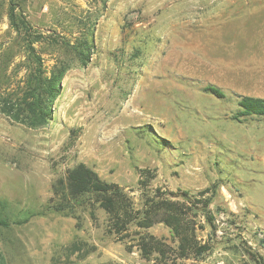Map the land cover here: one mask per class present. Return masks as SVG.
Instances as JSON below:
<instances>
[{"label": "rangeland", "instance_id": "rangeland-1", "mask_svg": "<svg viewBox=\"0 0 264 264\" xmlns=\"http://www.w3.org/2000/svg\"><path fill=\"white\" fill-rule=\"evenodd\" d=\"M10 6L27 31L10 26ZM38 36L47 75L68 69L46 125L0 110V200L10 220L28 217L0 228V264H264V117L232 118L239 95L264 98V0H0V97L21 95L26 44ZM82 38L92 43L85 64ZM78 162L121 186L134 209L157 190L186 192L212 249L145 258L139 235L176 246L163 223L130 224L120 239L97 205L46 209ZM207 196L214 233L198 208Z\"/></svg>", "mask_w": 264, "mask_h": 264}, {"label": "trees", "instance_id": "trees-1", "mask_svg": "<svg viewBox=\"0 0 264 264\" xmlns=\"http://www.w3.org/2000/svg\"><path fill=\"white\" fill-rule=\"evenodd\" d=\"M14 6H10V26L19 30L20 26L27 31L29 23L21 14L13 12ZM39 38L35 37L27 41L26 50L31 56L32 67L27 75L24 89L21 95L13 97L11 94L0 97V110L10 119L22 123L28 127L39 128L48 123L52 116L51 103L61 91V79L68 67H54L47 75L42 67L41 57L35 53L33 43ZM78 56L83 64L89 57L92 43L86 38L77 43ZM217 98H222V90L213 85L204 88ZM237 110L232 118L238 121L249 117H264V98L252 95H239L236 101ZM53 193L57 198L50 200L46 209L56 212L64 210L72 212L74 207L97 205L102 208L110 219L109 228L112 232L124 238L130 224L139 228L147 229L156 223L167 226L176 239V246L169 244L151 234L138 236L136 245L143 257L148 258L156 253L163 261L178 258H201L212 249L208 240H201L197 236V229L204 226L195 220L197 209L195 203L188 201L186 192L176 193L156 191L147 198L141 209H134L132 203L123 188L117 183L102 179L98 173L83 162H78L67 169L65 175L59 177L52 184ZM207 192V189L201 191ZM181 196V199L178 198ZM200 203L198 208L205 211L206 222L211 232H215L214 218L208 212L211 197L197 199ZM189 203V204H187ZM7 201L0 200V228L7 229L13 223L21 224L28 217H16L10 220L7 213ZM41 214V212H39ZM252 258L263 262V258L253 252H248Z\"/></svg>", "mask_w": 264, "mask_h": 264}, {"label": "built area", "instance_id": "built-area-1", "mask_svg": "<svg viewBox=\"0 0 264 264\" xmlns=\"http://www.w3.org/2000/svg\"><path fill=\"white\" fill-rule=\"evenodd\" d=\"M261 238L264 239V230L261 232Z\"/></svg>", "mask_w": 264, "mask_h": 264}]
</instances>
